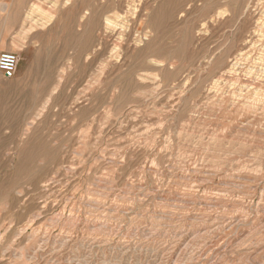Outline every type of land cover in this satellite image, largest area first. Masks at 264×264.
<instances>
[{"label":"rangeland","instance_id":"obj_1","mask_svg":"<svg viewBox=\"0 0 264 264\" xmlns=\"http://www.w3.org/2000/svg\"><path fill=\"white\" fill-rule=\"evenodd\" d=\"M0 51L63 68L0 93L60 130L0 135L44 137L0 264H264V0H0Z\"/></svg>","mask_w":264,"mask_h":264},{"label":"crops","instance_id":"obj_2","mask_svg":"<svg viewBox=\"0 0 264 264\" xmlns=\"http://www.w3.org/2000/svg\"><path fill=\"white\" fill-rule=\"evenodd\" d=\"M10 45L13 46L14 44L10 43ZM21 58L25 60L24 56H21ZM61 69L63 68L56 63L23 61L21 68L15 71L12 76L0 79V93L6 92L5 88H9L10 91L15 88L16 93L20 97L17 100L19 103L52 101L44 99V85L36 84L35 82V77L40 75L32 72L57 71ZM3 124V126H0V135L44 136L60 133L58 128L44 127V117L35 119L26 115L17 117L15 123L11 125ZM19 150L22 153L14 163L11 162L8 165L0 164V198L15 199L18 206L20 205V200L25 197L26 192L33 195L40 190L38 181H33V174H37V171L34 170L32 162L39 158L44 159V137L26 139V142L22 143V147Z\"/></svg>","mask_w":264,"mask_h":264},{"label":"built area","instance_id":"obj_3","mask_svg":"<svg viewBox=\"0 0 264 264\" xmlns=\"http://www.w3.org/2000/svg\"><path fill=\"white\" fill-rule=\"evenodd\" d=\"M18 65V58L15 54L0 52V73L5 77L12 76Z\"/></svg>","mask_w":264,"mask_h":264},{"label":"bare ground","instance_id":"obj_4","mask_svg":"<svg viewBox=\"0 0 264 264\" xmlns=\"http://www.w3.org/2000/svg\"><path fill=\"white\" fill-rule=\"evenodd\" d=\"M121 24V23H120ZM139 42V41H138ZM142 44V43H141ZM250 44H251V42H250ZM252 47H253V45L252 46H250V49H252ZM249 55V54H248ZM259 55V54H258ZM256 57V56H255ZM262 59V58H261ZM258 60V59H257ZM153 62V61H152ZM235 65H237V62H235V64L233 65V66H235ZM264 65V64H263ZM260 67V66H259ZM263 68V67H262ZM253 70V69H252ZM262 70H264V69H262ZM249 71V70H248ZM262 72V71H261ZM261 77V76H260ZM255 79V78H254ZM254 81V80H253ZM256 81V80H255ZM245 105V104H244ZM38 154V153H37ZM28 166H30V165H28ZM27 166V167H28ZM24 167V166H23ZM30 168V167H29ZM27 170V169H26ZM20 176V175H19Z\"/></svg>","mask_w":264,"mask_h":264}]
</instances>
